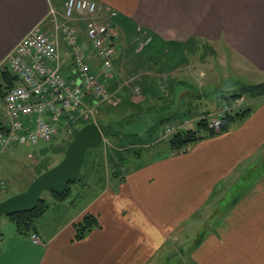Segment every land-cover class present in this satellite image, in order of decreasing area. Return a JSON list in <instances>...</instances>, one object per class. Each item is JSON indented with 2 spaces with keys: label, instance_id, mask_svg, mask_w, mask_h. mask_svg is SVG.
I'll return each mask as SVG.
<instances>
[{
  "label": "crops",
  "instance_id": "crops-1",
  "mask_svg": "<svg viewBox=\"0 0 264 264\" xmlns=\"http://www.w3.org/2000/svg\"><path fill=\"white\" fill-rule=\"evenodd\" d=\"M94 1L117 12L115 22L125 45L120 46L114 67L123 63L138 29L152 38L144 57L149 72L154 68L150 59L159 50L182 60L184 47L193 41L223 55L232 53L255 72L264 71V0ZM60 6L50 0H0V66L35 26L56 34L49 12ZM58 51L62 70L70 77L72 56L60 35ZM131 63L129 74L139 68ZM178 68L184 72L183 62L175 71ZM172 73L162 100L152 94L154 73L136 80L143 101H149L147 110L159 105L153 113L157 126L145 132L129 127V133L117 135L124 136L118 139L119 147L127 143L131 149H143H128L133 152L128 162L141 157L144 161L123 172L117 166L104 171L102 184L95 181L93 190L80 188L89 178L84 175L65 199L51 198L34 232L40 244L31 243L29 236L18 234L7 222L6 231L0 228V264H264V94L250 95L249 114L226 132L175 154L168 138H158L157 131L181 124L191 116L190 107L204 97H196V104L189 100V109L177 108L178 83L183 80ZM118 94L115 106L136 109L132 99ZM188 120L193 128L197 118ZM146 122L144 126L150 127ZM85 214L95 216L98 226L75 239L74 224Z\"/></svg>",
  "mask_w": 264,
  "mask_h": 264
},
{
  "label": "rangeland",
  "instance_id": "rangeland-1",
  "mask_svg": "<svg viewBox=\"0 0 264 264\" xmlns=\"http://www.w3.org/2000/svg\"><path fill=\"white\" fill-rule=\"evenodd\" d=\"M61 6L57 8V11H61ZM123 40L121 41V45L124 43ZM151 40V36L147 35L145 31L137 29L130 41V46L132 47L127 49V52L122 58L123 63L120 61V65L113 66L115 77L112 80L110 79L107 84V92L109 95L97 105L92 104L90 99H86L85 103L89 107V109H87L86 118L83 119L81 117L71 122L70 133H75V131L86 124V122L99 123L105 128L107 133H111L110 136L103 137L98 145L88 149L82 169V176L79 181L72 184L71 187L78 186L85 178L84 175H86V177L88 176L89 178L83 180L84 184H82L80 188L84 189L89 186L90 189L93 190L97 187L95 181H98L97 183L99 185L102 184L100 181V174H103L104 171H111L117 166L118 168L116 169L123 172L127 167L130 168L144 161V158L141 157L137 162L134 158L128 162L127 158L133 156L132 151L136 150L141 152L143 149L139 147L131 149L130 145L127 143L124 144L125 146L119 147L117 143L119 142L118 139H122L124 136H120V138L117 135L129 133V131L126 130L127 128L129 129V127L136 132H145L148 128L153 129L154 126H157L155 119L158 116L155 115V117L153 113L159 110V108H157L159 105H155L154 108L147 110V108L150 107L149 101H143L140 86L136 83L137 79L145 77L147 73H154L152 77L155 82H152V94L155 95L156 100H162L164 97L170 72H173L172 75L179 73V76H181L180 79L183 80V82L181 81V83H178L177 90L179 92V99L177 103L179 105H176L177 108L181 109L182 107H186L191 99H193V103L196 104V97H204L203 102L190 107L189 112H191V116L184 119L185 121H182L181 124L162 126L163 128L157 131V133H162L167 128L172 132L168 133L169 135L165 133L159 135L158 133L157 135L160 139L168 138L172 133L179 130L187 131L195 129L197 123L199 121L203 122L202 120L205 121L207 129L213 134H218L223 118L252 108L250 101L251 96L241 94L239 90L245 86L255 85L263 81L264 71L255 72L232 53L224 52L223 55L220 52L212 51L211 48L203 44L202 41H193L188 46L184 47V59L182 60L179 59V55L170 56L171 54L169 55L165 53V51L159 50L150 59L151 62L154 63V68L153 71L149 72L151 68L146 64L144 57H147L146 50ZM57 43H59V36L57 37ZM131 61H134V63L136 62L139 68L136 69L137 71L134 73L129 74L127 73L128 63L131 65ZM182 62L184 72H180L179 68L175 71L177 67L181 66ZM175 64H177V67H174ZM6 67L7 66L3 64L0 66V70L8 71ZM118 92L124 93L127 99H132L136 103L135 108L137 110H133L127 106V104H124L122 108L121 105L115 106L114 104H116V102H114V96H119ZM233 95L239 96L231 98ZM156 100L154 99V101ZM212 101H216L214 109L208 110V108L213 105H211ZM119 102H121V99ZM165 102L168 101L165 100L164 103ZM145 110L148 111L149 115H146ZM200 110L206 111L201 112ZM0 117L1 119L5 117L2 99L0 100ZM192 117L197 118V120L196 123L192 125L193 128H190L188 127L190 123L188 119ZM213 118L217 119L220 124L217 132L213 129L211 123ZM136 120L139 121H137V125L135 126ZM146 120L148 124H150V127L144 126V123L147 124ZM154 132L156 133V131ZM200 133L204 134L206 131L201 130ZM71 135L59 134L55 141L47 144L38 143L34 147H21L19 149H12V151L8 149L1 152L0 201L18 192L26 186L28 182L30 184V180H33L34 174H36L37 170L41 167L45 168L44 166H47L51 168L57 164L62 159L64 151L71 141ZM67 142L68 144H66ZM128 149L132 150L131 153L127 152ZM118 159H120V162ZM93 177H95V179H93ZM112 184L113 181L111 182V185ZM41 196L49 203L51 202L48 191H43ZM7 222L10 223L9 219L1 215L0 228L2 231H6L8 227Z\"/></svg>",
  "mask_w": 264,
  "mask_h": 264
},
{
  "label": "built area",
  "instance_id": "built-area-1",
  "mask_svg": "<svg viewBox=\"0 0 264 264\" xmlns=\"http://www.w3.org/2000/svg\"><path fill=\"white\" fill-rule=\"evenodd\" d=\"M49 14L54 31L69 48L72 75L62 70L56 34L42 25L16 44L4 62L15 80L2 98L0 153L71 135V122L87 116L85 100L97 105L109 95L107 84L115 77L113 61L122 44L117 12L94 0H65L61 12L51 9ZM211 123L217 132L219 121L213 118ZM170 132L167 128L163 134ZM30 240L39 244L34 233Z\"/></svg>",
  "mask_w": 264,
  "mask_h": 264
},
{
  "label": "water",
  "instance_id": "water-1",
  "mask_svg": "<svg viewBox=\"0 0 264 264\" xmlns=\"http://www.w3.org/2000/svg\"><path fill=\"white\" fill-rule=\"evenodd\" d=\"M239 92L264 94V80L255 85L245 86ZM101 140L102 133L96 123L90 122L79 128L57 164L33 178L25 190L0 201V216L31 211L43 191L63 193L67 185L79 177L85 151L98 145Z\"/></svg>",
  "mask_w": 264,
  "mask_h": 264
},
{
  "label": "trees",
  "instance_id": "trees-1",
  "mask_svg": "<svg viewBox=\"0 0 264 264\" xmlns=\"http://www.w3.org/2000/svg\"><path fill=\"white\" fill-rule=\"evenodd\" d=\"M62 1L63 0H50L52 5L57 6V7L63 3ZM14 80H15L14 76L9 71L0 70V100L3 98L5 91L10 86L13 85ZM248 95L254 96L255 94H248ZM238 96L239 95H233L231 96V98H235ZM249 112L250 110H245L244 112H241V113L239 112L237 114L223 118L219 133L226 132L230 128L232 123L241 120L242 118L247 116ZM202 121L203 122L199 121L197 123V127L195 129L187 130V131L179 130V131L172 133L171 136L168 137V140H167V143L169 145L171 152L175 154L185 152L191 144L213 135V133L209 129H207V126H205V121L204 120ZM97 124L99 126V129L103 137L105 136L108 137L111 135V133H107V131L105 130L103 126H101L99 123ZM4 130L5 128L2 123V119L0 117V132ZM201 130L206 131V133L201 134L200 133ZM68 142L66 144H68ZM87 152H88V149L84 153V159H83L80 175L76 179V181L69 183L65 191L61 194L48 191L50 194V197L53 200L59 201V200L65 199L70 193L71 185L79 181L80 177L82 176V169H83V165H84ZM44 167L45 168L41 167L40 169H38L36 174H34V177L38 176L39 174H41L42 172L50 168L47 166H44ZM31 181L32 179L30 180V182ZM28 185H29V182L27 183L26 186H24L22 189H20L18 192L12 195H15L23 191ZM48 207H49L48 201L45 198H42V196H40V199L38 200L36 206L31 211H23V212L7 215L6 217L15 226V230L18 234L30 236V234L36 231L37 223L39 219L43 216V214L47 211ZM97 226H98V221L95 216L90 215V214L83 215L81 219L77 223L74 224L75 239L83 238L86 233H88L89 231H91L93 228ZM1 237H2V233L0 230V238Z\"/></svg>",
  "mask_w": 264,
  "mask_h": 264
}]
</instances>
